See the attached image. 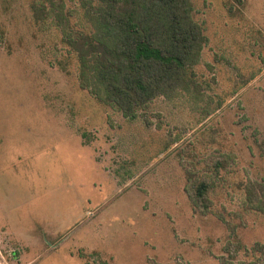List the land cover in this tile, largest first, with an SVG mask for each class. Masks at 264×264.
Returning <instances> with one entry per match:
<instances>
[{
    "label": "rangeland",
    "instance_id": "374dc122",
    "mask_svg": "<svg viewBox=\"0 0 264 264\" xmlns=\"http://www.w3.org/2000/svg\"><path fill=\"white\" fill-rule=\"evenodd\" d=\"M81 1L0 0V264L255 263L242 249L264 244V0L233 14L191 0L206 38L193 83L134 118L79 87ZM201 178L204 214L189 199Z\"/></svg>",
    "mask_w": 264,
    "mask_h": 264
},
{
    "label": "trees",
    "instance_id": "16d2710c",
    "mask_svg": "<svg viewBox=\"0 0 264 264\" xmlns=\"http://www.w3.org/2000/svg\"><path fill=\"white\" fill-rule=\"evenodd\" d=\"M81 3L91 27L87 32L65 35L76 52L79 87L99 104L124 118H134L155 99H170L188 90L206 43L201 25L192 19L191 0ZM241 5L240 0L226 2L231 14ZM191 189L192 209L201 214L210 212L212 186L207 179L201 178ZM252 194L251 190L246 195L247 203H252ZM260 206L263 213L264 202L260 201ZM236 243L234 253L239 251L240 244ZM242 250L260 256L252 264H264V244L255 242L250 249Z\"/></svg>",
    "mask_w": 264,
    "mask_h": 264
}]
</instances>
